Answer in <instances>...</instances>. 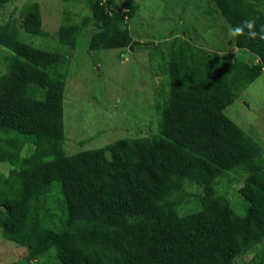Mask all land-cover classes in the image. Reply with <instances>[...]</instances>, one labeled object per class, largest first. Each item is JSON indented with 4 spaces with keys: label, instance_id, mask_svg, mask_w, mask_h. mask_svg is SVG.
Here are the masks:
<instances>
[{
    "label": "trees",
    "instance_id": "trees-1",
    "mask_svg": "<svg viewBox=\"0 0 264 264\" xmlns=\"http://www.w3.org/2000/svg\"><path fill=\"white\" fill-rule=\"evenodd\" d=\"M65 1L91 12L80 22L69 13L56 32L70 49L86 27L90 50L142 44L128 27L135 0ZM210 1L230 26L264 25V0ZM19 12L0 23L9 52L0 74V234L27 247L10 264H237L255 247L262 250L244 264H264V145L225 113L264 72V40L235 38L239 53L182 35L160 42L170 58L156 130L73 152L65 132L71 56L23 39L50 36L39 1ZM239 183L244 215L229 197Z\"/></svg>",
    "mask_w": 264,
    "mask_h": 264
},
{
    "label": "rangeland",
    "instance_id": "rangeland-1",
    "mask_svg": "<svg viewBox=\"0 0 264 264\" xmlns=\"http://www.w3.org/2000/svg\"><path fill=\"white\" fill-rule=\"evenodd\" d=\"M30 0H12L0 7V23L19 16L20 8ZM41 4L44 28L48 37H34L22 33L23 39L34 45L66 53L71 56L65 97L66 146L70 151L100 147L125 136L150 134L157 128L160 112L156 109L157 87L166 82L165 69L169 58L157 44L182 35L194 44L213 51L242 50L234 46L228 35V22L212 9L210 0H135L139 8L128 27L132 36L142 44L138 49H89L92 27L84 28L76 47L70 49L59 42L56 32L69 13L72 21L80 22L83 3L65 0H35ZM122 0H119L121 3ZM118 7V5H117ZM148 43V44H147ZM8 51L0 48V74L6 70ZM225 113L264 145V72L244 89ZM94 136L88 146L79 140ZM7 164L0 163L6 171ZM239 183L229 197L241 214L247 202L238 192ZM261 247H255L237 259V264L251 260ZM27 254V247L0 234V264H10Z\"/></svg>",
    "mask_w": 264,
    "mask_h": 264
},
{
    "label": "clouds",
    "instance_id": "clouds-1",
    "mask_svg": "<svg viewBox=\"0 0 264 264\" xmlns=\"http://www.w3.org/2000/svg\"><path fill=\"white\" fill-rule=\"evenodd\" d=\"M255 26V19L244 20L240 25H237L235 27L228 26V35L233 39L240 36H246L248 39L252 40H255L257 38L264 40V25L261 26L259 32L256 30Z\"/></svg>",
    "mask_w": 264,
    "mask_h": 264
}]
</instances>
